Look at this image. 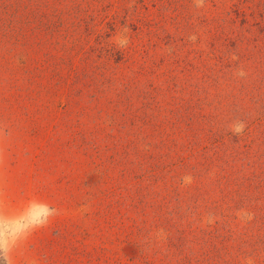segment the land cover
<instances>
[{"label": "rangeland", "instance_id": "obj_1", "mask_svg": "<svg viewBox=\"0 0 264 264\" xmlns=\"http://www.w3.org/2000/svg\"><path fill=\"white\" fill-rule=\"evenodd\" d=\"M38 66L36 112L82 124L84 195L14 264H264V0H0L6 132Z\"/></svg>", "mask_w": 264, "mask_h": 264}, {"label": "crops", "instance_id": "obj_2", "mask_svg": "<svg viewBox=\"0 0 264 264\" xmlns=\"http://www.w3.org/2000/svg\"><path fill=\"white\" fill-rule=\"evenodd\" d=\"M20 69L28 70L23 66ZM36 69H45L44 77L40 78L44 87H38L36 78L31 79L28 71H21V83L29 85L25 92L38 102L31 104L29 98L25 104L20 102L18 111L24 119L20 117L19 124L11 131L0 128V200L6 212H14L34 198L58 209L59 215L55 217L70 218L78 214L84 195V132L78 119L76 128L73 120L66 127L61 115L47 117L45 113L36 112V107L46 110V99L53 94L51 67ZM21 105L27 109L23 110Z\"/></svg>", "mask_w": 264, "mask_h": 264}, {"label": "clouds", "instance_id": "obj_3", "mask_svg": "<svg viewBox=\"0 0 264 264\" xmlns=\"http://www.w3.org/2000/svg\"><path fill=\"white\" fill-rule=\"evenodd\" d=\"M206 0H193L196 9H202ZM194 39V37H190ZM245 76L243 70L237 72ZM245 129L242 121H234L230 130L234 135H240ZM59 215V210L48 203L37 199H29L14 212H6L0 200V264H14L13 253L21 243L28 240L39 229L48 225L50 220Z\"/></svg>", "mask_w": 264, "mask_h": 264}]
</instances>
